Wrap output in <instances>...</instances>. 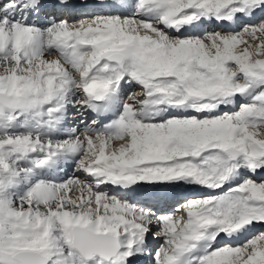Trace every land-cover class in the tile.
Returning <instances> with one entry per match:
<instances>
[{"label":"snow or ice","instance_id":"1","mask_svg":"<svg viewBox=\"0 0 264 264\" xmlns=\"http://www.w3.org/2000/svg\"><path fill=\"white\" fill-rule=\"evenodd\" d=\"M262 173L264 0H0V264H264Z\"/></svg>","mask_w":264,"mask_h":264},{"label":"bare ground","instance_id":"2","mask_svg":"<svg viewBox=\"0 0 264 264\" xmlns=\"http://www.w3.org/2000/svg\"><path fill=\"white\" fill-rule=\"evenodd\" d=\"M90 10H91L90 8H78L75 11L77 12V14H79L80 12H87V11H90ZM206 27L211 28L210 25H206ZM215 30L223 31V29L219 28V27H217ZM261 175H264V173H262ZM182 191H183V194H185V195L195 194V190H193V189H187V190H182ZM257 230H260V226L259 225H257Z\"/></svg>","mask_w":264,"mask_h":264},{"label":"rangeland","instance_id":"3","mask_svg":"<svg viewBox=\"0 0 264 264\" xmlns=\"http://www.w3.org/2000/svg\"><path fill=\"white\" fill-rule=\"evenodd\" d=\"M71 170L69 169V172H70Z\"/></svg>","mask_w":264,"mask_h":264}]
</instances>
